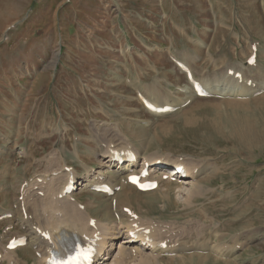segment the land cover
<instances>
[{
    "label": "rangeland",
    "instance_id": "obj_1",
    "mask_svg": "<svg viewBox=\"0 0 264 264\" xmlns=\"http://www.w3.org/2000/svg\"><path fill=\"white\" fill-rule=\"evenodd\" d=\"M252 52L259 67L249 74H264V0H0V214L11 215L0 236L23 231L27 184L57 164L82 178L79 156L99 169L98 140L123 138L142 154L214 167L196 178L188 203L172 187L170 199L143 196L142 210L133 202L183 227L192 250L159 264H264V91L199 98L177 67L193 58L198 79H223ZM147 91L170 95L177 112L150 114L138 99ZM77 197L96 198L89 210L102 218L107 198L85 189ZM212 244L237 252L197 248Z\"/></svg>",
    "mask_w": 264,
    "mask_h": 264
},
{
    "label": "bare ground",
    "instance_id": "obj_2",
    "mask_svg": "<svg viewBox=\"0 0 264 264\" xmlns=\"http://www.w3.org/2000/svg\"><path fill=\"white\" fill-rule=\"evenodd\" d=\"M193 60L192 58L191 61ZM187 61L184 65L195 76L196 72L192 70L193 68L188 59ZM239 65L240 63L225 67L222 70L225 72L223 79L218 75L205 79H195L203 88L208 89L207 92L210 91L208 94L220 97L245 98L264 91V78L260 77L261 75L264 77V74L260 72L259 76H253V73L250 75V65L243 64L240 70ZM253 68L254 71L257 69L255 66ZM231 72L233 75H231ZM241 73L249 74L251 78H260L257 82L255 80V82H252L250 78H245V75L242 76ZM184 93L189 94L190 91H184ZM153 97L154 94L147 91L143 95V100L155 108L171 106L168 99H164V96H158L157 100H153ZM117 141L115 140L112 143H119L118 147L120 148L109 147L111 143L103 145L105 142L102 139L98 140V144L102 146L101 150H103L100 151L101 154L100 152L98 154L100 157L102 156V160L100 159L98 165L100 167L102 164V166L96 172L95 163L92 162L94 158H87L88 161L85 160L83 163L86 172L83 180L80 179L74 169H69L67 165H60L59 168L56 167L57 164L51 169L52 171L48 170L50 173L47 171L48 174L38 177L33 184L27 187V194L23 202V216L26 215V220H22L24 221L23 231L17 233L15 238L10 241L26 237L28 238V244L24 248L15 251L8 250L7 247L10 241L5 243L4 239L7 235H3L0 238V264H28L27 259H33L34 257L37 259L36 264H48L52 250L57 249L66 241L83 243L96 248L97 257L94 264H159L161 263L160 260L164 258V254H169L170 257L175 259L192 250L183 242L185 240L183 227H177L175 223L153 220L147 212H144L147 214L145 215L143 211H138V207L133 202L138 203L140 210H142L143 207L140 202L143 196L155 195L157 191L163 197L170 199L172 187L177 191L178 198L184 199L188 203L190 197H193L194 188L199 186L194 183L196 178L214 172V167L202 165L197 161L180 158L172 159L174 157L170 158L171 156L143 154L142 156L146 158L144 162L151 167V173H153L151 178L157 180L159 186L158 189L151 192H140L128 183V176L130 171L131 173H139L145 166L135 164L134 166L127 165L125 168L119 167L114 161V153L125 154L130 152L140 156L142 151L129 147L130 143L125 145V142L120 138ZM126 157L127 155L124 156V158ZM171 164L177 167L183 166L186 173L181 177L176 175L177 181L175 183L172 182V176L174 175L169 176L167 181L163 180L164 176L167 175L166 170ZM204 166H211V169L206 172L207 167L204 168ZM103 168L109 170V176L103 171V173L101 172ZM115 168L118 169L111 172ZM71 178L77 180L78 186L86 187L88 192L101 185H108L114 191L116 188L119 189L110 198L102 193L91 192L97 198L103 196L107 198L105 201H108V204L105 203L106 211H104L102 218H96L89 210L98 205L96 198L94 200L88 199L84 203L80 202L75 194L60 198L65 185ZM22 195L24 196L25 193ZM2 215L4 213L0 216ZM92 223H94L93 226H91ZM197 248L223 257L232 256L237 252L236 247L229 248L218 244L206 245L205 248L197 246ZM19 251L22 252L21 256L23 258L19 255ZM196 258L198 259V257Z\"/></svg>",
    "mask_w": 264,
    "mask_h": 264
}]
</instances>
